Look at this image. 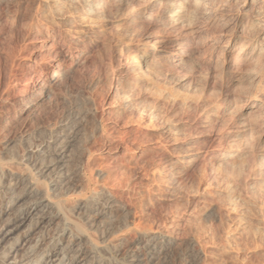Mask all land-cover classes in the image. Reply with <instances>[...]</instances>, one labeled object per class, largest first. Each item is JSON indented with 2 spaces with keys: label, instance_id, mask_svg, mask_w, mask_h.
Here are the masks:
<instances>
[{
  "label": "bare ground",
  "instance_id": "6f19581e",
  "mask_svg": "<svg viewBox=\"0 0 264 264\" xmlns=\"http://www.w3.org/2000/svg\"><path fill=\"white\" fill-rule=\"evenodd\" d=\"M21 2L0 0V40L12 35L0 136L85 77L76 118L94 142L77 151L75 185L76 118L35 146L49 189L0 156V264H106L88 233L101 224L125 264H156L185 242L200 264H264V0ZM191 110L211 134L179 143L174 115Z\"/></svg>",
  "mask_w": 264,
  "mask_h": 264
},
{
  "label": "rangeland",
  "instance_id": "374dc122",
  "mask_svg": "<svg viewBox=\"0 0 264 264\" xmlns=\"http://www.w3.org/2000/svg\"><path fill=\"white\" fill-rule=\"evenodd\" d=\"M23 2H21V3H25V2H27L28 0H22ZM18 2V0H12V3H17ZM4 9L6 10L7 9V7L5 6L4 7ZM7 34V35H6ZM4 36H3V38H2V40H0V53H6V51L8 50V46H9V44H10V42L12 41L11 39H12V35H11V33L10 32H7ZM7 38V39H6ZM11 38V39H10ZM6 42V43H5ZM5 47V49L3 50V48ZM2 60V61H1ZM6 62V63H5ZM9 61H7V59H6V57H5V55H2L1 57H0V82H2V83H0V96H2L1 94H2V91H3V89L5 88V80H6V76H7V73L9 72ZM6 67V68H5ZM5 69H7L6 71H5ZM5 72V76H4V72ZM8 71V72H7ZM7 72V73H6ZM2 73V74H1ZM2 75V76H1ZM2 77V78H1ZM5 79V80H4ZM84 79V80H83ZM4 81V82H3ZM76 81V82H75ZM86 78L85 77H77V78H75V80H73L72 82H70V83H65L64 85H67V86H64V85H62L61 86V88L60 89H62V88H64V89H62V91L60 90L59 91V89H58V91H57V93H56V95L49 101L50 102V104L48 103H46L43 107H42V109H39V111L35 114V116L37 117V118H39L38 120H37V118H33V120L27 125L29 128H31V129H29V128H27V126H25V127H21V126H17V127H15L16 129H14V130H11L10 132H11V134H10V132H8L7 133V135H6V137H8V138H6V137H3V136H0V150L2 151V149H3V151H2V153L0 152V156L2 157V159L4 158V157H6L7 155V158H4L3 160H4V162L5 163H7V164H9V166L11 167V165H12V167H11V169L12 168H14V170L13 171H15L16 173H18V171H20V169L22 168V167H24L25 169L27 168V166H25L26 165V160H27V164H28V167L29 168H27L26 170H28L27 172H24V171H26L24 168L23 169H21V170H23V171H20V173L21 172H23V173H25V174H28V175H32V178L34 179L35 177V181H37L39 184H42L43 186H45V187H48V189L50 188V180H49V178L45 175L44 177H37L38 175H36V171L34 170V167L32 168V164H34L33 163V159L35 158V153H34V151H35V146H38V145H40L41 143H43V142H47L48 140H49V138H50V133H52V131L53 132H55V131H58V130H60V128L62 127V125H64L69 119H71L72 121H73V117H74V119L76 118V114L80 111L79 110V108L77 107V105H75V101H76V104H79L80 103V101L82 100V95L84 94V90H85V85H86ZM79 82H81V84L83 85V86H81V84L79 83ZM75 84V85H74ZM80 85V86H79ZM79 87V89H78V87ZM2 87H3V89H2ZM82 87V88H81ZM69 88V89H68ZM72 88V89H71ZM76 90V91H75ZM80 92H79V91ZM68 91V92H67ZM72 91V92H71ZM60 92V93H59ZM71 93H72V95H71ZM76 93V94H75ZM64 94V95H63ZM79 94V95H78ZM59 95H60V97H59ZM63 95V96H62ZM77 96H78V98H77ZM74 97H76V100H75V98ZM59 98V99H58ZM64 98H67V99H64ZM73 98V99H72ZM1 99H2V97H0V101H1ZM57 99V100H56ZM61 99H63V100H61ZM70 99V100H69ZM72 99V100H71ZM67 100V101H66ZM80 100V101H79ZM67 103H65V102ZM72 102V103H70L69 104V102ZM63 102V103H62ZM55 103V104H54ZM70 106H69V105ZM66 105V106H65ZM73 105V106H72ZM53 106V107H52ZM60 106V107H59ZM69 106V107H68ZM46 107V108H45ZM57 107L59 108V109H57ZM73 107V108H72ZM55 108V109H54ZM68 108V109H67ZM70 108H72V109H70ZM75 108V109H74ZM77 108V109H76ZM66 109H67V111H66ZM69 109L71 110V111H69ZM76 110H77V112H76ZM72 111H73V113H72ZM39 112H41V113H39ZM179 112H181V111H179ZM178 112V113H179ZM190 112V114H188ZM188 113L186 112L185 113V111H182L181 113H177V115L175 116L174 115V119L177 121V123L178 124H180L179 125V133H178V142L179 143H181L182 141H184V139L185 138H191V137H193L195 134L197 135V133H202V135H206L207 136V134H211V130L210 129H207L208 130V133H207V130H203L202 128H197V122L196 121H198V119H199V114H198V112H196L195 110H191V111H189ZM40 115H39V114ZM65 114H67V115H65ZM183 114H185V115H182ZM39 115V116H38ZM69 115V116H68ZM71 115V116H70ZM73 115V116H72ZM189 115H190V118H189ZM194 115V116H193ZM69 118H68V117ZM186 116L189 118V120H188V118H186ZM71 117V118H70ZM192 117V118H191ZM67 120H66V119ZM82 117H79V118H76L75 120L76 121H73L71 124V128L72 129H70L71 131H70V135L71 136H73V135H76V137L75 136H73L72 137V139H74L73 141H72V143H71V149H70V151L71 152H69V155H70V158L73 160V161H71V163H74V164H72L71 165V163H70V166H71V168H69V170H70V173H71V176H70V178H72L71 180H73L74 181V179H78L79 177H78V175L77 174H74V173H76L75 172V169H77V167L79 166L78 164H79V162H80V159L78 158V156L77 155H79V153H80V149H82V146L83 145H87V146H90V147H92L93 146V144H91L90 142L92 141V139H93V141H92V143L94 142V137L93 136H91V135H93V131H92V129H91V126H92V123H91V121L89 122L88 121V119H86V121H82V119H81ZM178 118V119H177ZM181 119V121L179 122V120ZM185 118V121L183 120ZM57 119V120H56ZM63 119V120H62ZM78 119V120H77ZM80 119V120H79ZM190 119H192V120H190ZM37 120V121H36ZM187 120V121H186ZM55 121H57V122H55ZM61 121H63L62 123H60ZM58 122H59V124H58ZM82 122V123H81ZM87 123V125H89L88 127H87V125H86V123ZM185 122V123H184ZM194 122V123H193ZM55 123V124H54ZM57 123V124H56ZM64 123V124H63ZM84 123V124H83ZM39 124V125H38ZM46 124V125H45ZM54 124V125H53ZM77 124V125H76ZM194 124H196V126L194 125ZM30 125H31V127H30ZM34 125V126H33ZM37 125V126H36ZM40 125H42L41 127H42V129H41V127H40ZM47 127V128H45V126ZM50 125H53V126H55V128L54 127H52V126H50ZM73 125H74V127L75 128H73ZM76 125V126H75ZM84 125H86V126H84ZM184 125V126H183ZM187 125V126H186ZM193 125V126H192ZM80 126V127H79ZM82 126V127H81ZM189 126H190V129L193 127H195L194 129L192 128L191 130L189 129ZM50 127H51V129H50ZM59 127V128H58ZM85 128V130H84V128ZM87 127V128H86ZM26 128V129H25ZM33 128V129H32ZM37 130H36V129ZM44 128V129H43ZM83 128V129H82ZM184 128V130H186V128H188L186 131H188V132H190L189 134H188V132H186V131H181V129H183ZM196 128H197V130H196ZM55 129V130H54ZM57 129V130H56ZM77 129V130H76ZM82 131H80V130ZM89 129H91V130H89ZM16 130V131H15ZM28 130V131H27ZM30 130V131H29ZM79 130V132L78 133H75L76 131H78ZM84 130V131H83ZM86 130H89V131H87V132H89V134H91L90 136H91V138L89 137V135L87 134V132H86ZM195 130V131H194ZM200 130V131H199ZM203 130V131H202ZM15 131V132H14ZM42 131V134H40V132ZM43 131H44V133H43ZM48 131V132H47ZM199 131V132H198ZM35 132H36V134L38 135L37 136V139H36V134H35ZM50 132V133H49ZM182 132V135H183V133H184V135H186V134H188L187 135V137H185L184 135V138L183 137H181L182 135L180 134ZM205 132H206V134H205ZM14 133H16V134H14ZM48 133V134H47ZM81 133H83V134H81ZM200 133V134H201ZM14 134V135H13ZM18 134V135H17ZM45 134H47V135H45ZM73 134V135H72ZM79 134V135H78ZM85 134V135H84ZM191 134H192V136H191ZM32 135V136H31ZM40 135V136H39ZM82 135V136H81ZM35 137V139H36V142H35V139H34V137ZM43 136H45V137H43ZM79 136H81L80 138H79ZM86 136H88V137H86ZM1 137H3V139L1 138ZM15 138L14 140H12V138ZM32 137V138H31ZM84 137V138H83ZM25 138V139H24ZM38 138H40V140L38 139ZM46 138V139H45ZM87 139V140H84L83 141V139ZM180 138V139H179ZM10 139H11V141H10ZM19 139H20V141H19ZM42 139V140H41ZM82 139V141H83V143H82V141L80 142V140ZM90 139V140H89ZM2 140V141H1ZM5 140V141H4ZM6 140H9V142L7 141L6 142ZM38 140H39V142H38ZM4 141V142H3ZM22 141V142H21ZM29 141H31L30 143H29ZM74 141H75V143H74ZM78 141L80 142V143H82V144H80V143H78ZM207 141H209V140H206L205 142H204V145H208V146H205V147H211L213 144H211V142H207ZM21 142V145L19 144L18 145V143H20ZM33 142V143H32ZM38 142V143H37ZM87 142H89V143H87ZM206 143V144H205ZM10 144V145H9ZM77 144H79V145H77ZM4 145V146H3ZM5 145L7 146V147H5ZM13 145H14V147H13ZM78 147V148H72V146L73 147H76V146ZM85 145V147H87ZM15 146H16V148H15ZM34 146V147H33ZM10 147V148H9ZM81 147V148H80ZM84 147V146H83ZM6 148H9L8 150L6 149ZM11 149V150H10ZM26 149V150H25ZM34 149V150H33ZM75 149V150H74ZM78 149V150H77ZM33 150V151H32ZM73 150H74V152H73ZM11 151V152H10ZM77 152V154H76V152ZM8 154H7V153ZM73 152V153H72ZM12 153V154H11ZM18 153V154H17ZM72 153V154H71ZM76 155H75V154ZM6 155V156H5ZM10 155H12V157L10 156ZM23 155V156H22ZM28 155V156H27ZM31 155V156H30ZM75 155V156H74ZM25 156H27L26 157V159H25ZM10 157V158H9ZM19 157V158H18ZM33 157V158H32ZM77 157V158H76ZM9 158V159H8ZM32 158V159H31ZM74 158H76V160H79L78 162L74 159ZM30 159V160H29ZM21 160V161H20ZM23 161H24V163H23ZM74 161H76L77 163V165L75 164V162ZM20 162H22V163H20ZM75 165V166H74ZM21 166V167H20ZM31 167V168H30ZM76 167V168H75ZM17 170H16V169ZM30 169V170H29ZM32 169V170H31ZM73 171H72V170ZM33 171V172H32ZM29 172V173H28ZM73 172V173H72ZM74 176V177H73ZM74 178V179H73ZM44 179V180H43ZM48 181H47V180ZM75 180L74 182L73 181H71L70 182V185H75V184H78L77 182H79V179L78 180ZM46 180V181H45ZM45 181V182H44ZM77 181V182H76ZM41 182V183H40ZM48 182V183H47ZM75 183V184H74ZM45 184V185H44ZM46 184H47V186H46ZM49 185V186H48ZM62 185V189L59 187V189L57 190V193L56 192H54L53 194H51L53 197H57L56 199H60L61 197H62V194L61 193H64V190H63V187H64V189L66 188V186H64V184H61ZM59 190H61L62 192H60ZM60 194H59V193ZM54 194H55V196H54ZM57 194V195H56ZM59 197V198H58ZM262 197V196H261ZM260 196H258L257 195V198L260 200V199H262ZM0 199H2V197L0 196ZM74 199V201L75 200H77L76 198H73ZM263 200V199H262ZM1 201V200H0ZM72 201V200H71ZM154 211H156V213L154 212ZM149 213V214H148ZM152 214V216H151V214ZM148 214V215H147ZM148 216V217H147ZM159 216V213H158V211L157 210H152L151 212H147L146 213V215H145V217H144V219H143V222L145 223V224H148L149 222H151V221H153L155 218H157ZM73 218H75V220H76V216H74ZM146 219V220H145ZM151 220V221H150ZM76 221H78V218H77V220ZM146 221H147V223H146ZM58 223H60L59 224V226H57L58 225ZM63 223L62 222H56L53 226L54 227H63V225H62ZM56 225V226H55ZM61 225V226H60ZM102 226V227H101ZM104 226L105 225H97V226H95V227H90L89 226V228H88V233H89V235H91V238L92 237H94V239H93V241L94 240H96L95 241V243L96 244H98V246H99V256H100V258L103 260V262H105L106 264H112V262H113V264H115L116 262H117V264H125L126 262H125V260H123V258L121 257V256H119V258H118V255L116 254V253H114V249H113V247L111 246V240H110V238H108L107 236H104V232H105V229H102V228H104ZM101 227V228H100ZM96 228V229H95ZM97 228L99 229V230H97ZM55 229V228H54ZM89 229H91V230H89ZM102 230V231H101ZM104 230V231H103ZM93 231V232H92ZM98 233H97V232ZM96 232V233H95ZM102 233V234H101ZM97 234H100V235H97ZM93 235V236H92ZM97 235V236H96ZM102 238H101V237ZM103 237H104V239H103ZM106 238V239H105ZM98 239V240H97ZM109 240V241H108ZM100 243H99V242ZM107 241V242H106ZM109 242V243H108ZM105 243V244H104ZM103 244V245H102ZM108 244V245H107ZM101 246V247H100ZM102 246L104 247V248H102ZM105 246H106V248H107V250H106V248H105ZM185 247V248H184ZM182 248V250H179V249H181ZM187 248H190V250L189 249H187ZM101 249V250H100ZM112 249V250H111ZM183 249H185V250H183ZM101 251V252H100ZM107 251V252H106ZM182 251V252H181ZM264 249L262 250V252L260 253V254H256V255H259V258H260V260L263 258V260H264V256H263V254H264ZM110 254H109V253ZM175 253V254H174ZM178 253H179V255H178ZM185 254V255H184ZM173 255L174 256H176V257H173ZM173 255L171 254L169 257H166V258H162L160 261H158L157 263L158 264H194L195 263V261H196V263L195 264H200L199 262H198V260H197V257L194 255V253L192 252V250H191V247L190 246H188V244H186V242L185 243H183L182 244V246H180V247H178L177 248V250H175L174 252H173ZM191 255V256H190ZM108 256V257H107ZM261 256V257H260ZM106 257V258H105ZM110 257V258H109ZM192 257V258H191ZM175 258V259H174ZM110 260L109 262H107V260ZM114 260V261H112V260ZM120 259H121V261H120ZM195 259V260H194ZM169 260V261H168ZM112 261V262H111ZM124 261V262H123ZM167 261H168V263H167ZM174 261V262H173ZM115 262V263H114ZM160 262V263H159ZM156 263V264H157Z\"/></svg>",
  "mask_w": 264,
  "mask_h": 264
}]
</instances>
